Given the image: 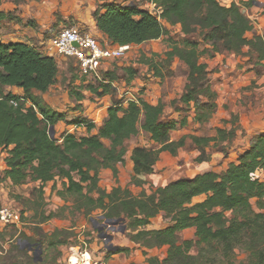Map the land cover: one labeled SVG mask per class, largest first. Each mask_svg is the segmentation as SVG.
Here are the masks:
<instances>
[{"label": "trees", "instance_id": "16d2710c", "mask_svg": "<svg viewBox=\"0 0 264 264\" xmlns=\"http://www.w3.org/2000/svg\"><path fill=\"white\" fill-rule=\"evenodd\" d=\"M10 1L18 5L27 0ZM98 1L92 18L110 44L139 45L165 37L168 42L165 63L169 66L177 59L185 69L182 91L169 102L181 116L178 120L163 121L165 104L161 100L151 104L138 96L125 104L108 106L106 117L97 132L92 133L95 128L92 121L75 117L66 122L64 113L41 104L32 94L33 91L45 93L55 83L58 65L52 56L43 55L26 43L0 42V86L23 90L19 97L0 89V148H5L7 153L1 180L12 186L36 183L37 196L29 208L35 225L55 216L44 208V191L48 182L60 180L61 188L53 185L51 192L60 198L75 195V209L91 222L94 219L90 213L99 209L102 219L122 218L126 226L124 234L134 244L148 249L166 247L163 258L148 256L143 264H264V180L254 177L255 172H264V132L253 135L249 148L224 170L181 177L157 186L149 194L141 190L134 195L127 186L121 187L116 166L124 162L129 141L140 132L147 133L159 147L135 145L130 149L129 184L137 187L147 183L141 176L153 174L160 152L176 156L187 139L199 151L197 162L210 160V148L227 157L228 148L239 134L237 114L223 120L212 136L187 134L170 141L169 133L189 125V116L191 123L201 128L217 110L211 71L201 58L225 53L238 55L247 47L246 54L253 59V65L264 68V33L248 38L246 33L252 30V25L234 3L225 7L217 0H148L160 10V21L149 9L134 3ZM260 1L246 0V5ZM162 21L178 24L182 36L177 40L172 38ZM150 61L146 59V63ZM148 66L156 77L164 78L159 69L150 63ZM68 68L73 70L71 64ZM125 72L129 82L135 70L127 67ZM116 79L114 71L103 72L98 96L106 94L110 82ZM10 100L17 104H11ZM27 100L30 104H26ZM59 122L84 125L87 134L76 136L67 132L60 138H51L48 129ZM104 140L108 141L107 145ZM101 169H109L115 179L116 185L109 192L98 185ZM197 196L203 198L190 205ZM20 212L25 224L24 210ZM161 212L169 217L170 224L161 229H147L151 219ZM188 229L193 230L194 239H180L178 234ZM71 235L69 229L56 228L48 241L55 248L69 245ZM20 238L31 240L23 233ZM193 248L196 253H192ZM237 250L245 257L237 260ZM107 253L127 255L130 249L116 247Z\"/></svg>", "mask_w": 264, "mask_h": 264}, {"label": "rangeland", "instance_id": "374dc122", "mask_svg": "<svg viewBox=\"0 0 264 264\" xmlns=\"http://www.w3.org/2000/svg\"><path fill=\"white\" fill-rule=\"evenodd\" d=\"M108 1H114L120 5L134 3L141 8H146L150 11L152 10L147 6L149 2L148 0ZM261 3L262 5L259 9H253V12H257L252 15H257V19L259 20V23H261V28L263 30L257 29L258 27L255 28V30H252L250 38L254 35L264 33V0H261ZM97 4H100V2L98 0H93V2H91L92 9H90L88 3L83 2V0H58V9L52 14L53 20L57 22L62 21L65 25L73 24L80 21V19L78 20L75 16V13H82L83 16H81V19H85L87 16L91 18L92 12ZM60 11L70 12L71 15L67 20L63 19V15ZM163 25L164 27L166 26L165 23H163ZM170 26L171 27H166L169 34L175 40L179 39L182 36L180 27L176 25ZM190 37L196 38L195 35H190ZM167 49L168 42L165 37H162L161 39L159 38L155 41L142 43L140 46L132 49L126 56L112 61L106 68L108 71H114L117 76V84L114 87L110 84V88L107 90L106 94H103L102 96H98V93L102 91V87L100 86L103 81L102 79L94 81L88 78L80 77L73 72V70L68 68V63H62L60 58H56L58 75L55 83L45 93L33 91L32 94L36 96L37 100L41 104L50 107L52 110H56L57 112H65V115L67 116V119L65 120L66 122H70L75 119L77 110L81 114H85V118L95 124V128L92 130V133H96L103 119L106 117V110L108 106L119 102L125 104L126 98L131 96L138 97L140 95L139 92L146 88L145 84H158L159 87H157L155 96L152 100L159 98V100L165 104L163 118L167 120L173 115L174 110L169 103L170 94L175 92V95H180L185 81L184 66L177 59H174L169 66L165 63L164 52ZM146 59L151 60L149 63L160 70V72L164 75L163 79L159 80V78L155 76L154 70L148 69L149 63H146ZM201 61L207 63L208 69L211 71L213 85L218 86L223 78L217 77L216 75H219L224 71V69H226L227 64L225 63V60H222V62L219 63L216 59L203 56ZM247 63H250L249 65H253V59L251 58L245 65H243L245 68L241 70L239 76L246 77V74H248V77L245 78V80L248 81L250 80L249 76L251 75L264 77L263 67L254 65L252 67H246ZM127 67L135 70V74L132 78V81L134 82L133 84L132 82H130L131 84L127 83L126 81L127 74L125 72V68ZM105 71L106 70L101 71V78H103V72ZM233 74V72H230L228 75ZM141 84L143 85L141 86ZM245 86H248V84L240 85L241 89L238 87L234 93H229L228 95L225 93L223 94V99L226 98L227 101H224V106H222L221 109L226 110L227 112L229 111V116L224 120L230 119L232 113L237 114L238 124L241 127V129H239L240 135L234 139L231 146L228 148L227 157H224L220 152H218V149L210 148L209 152L213 154V160L207 163L204 162L200 165L197 163L193 164L191 160L194 157V152L197 150L190 143L189 139H187L185 146L178 149L176 156L162 155L161 159L158 161L159 163L155 165V171L153 174L141 176L143 179L147 180V183L144 184L142 188L129 184L131 173L128 172L129 169L127 168L126 162H123L119 176L128 180L127 187H129L132 193L138 194L141 190H144L147 194H149L154 191L157 186L165 185L172 178L174 173L182 168H185L184 172L186 176H191L197 171L203 172L214 169H220V171H222L225 163L235 159L236 155L239 154L242 148L246 146L250 134H253L251 131L246 130L242 124V120L247 118L248 104L251 103L254 109L262 114L264 119V90L258 91V86L252 85V89H254L253 93L244 94V91L250 92L248 89L243 90ZM123 87H129V89H125V91L121 93ZM0 89L3 93H8L5 86H0ZM78 95L81 96V99L77 98ZM26 104H30V101L27 100ZM234 106L238 108V111L234 110ZM180 116L181 114L179 113L178 117ZM215 120L217 119L214 118L211 125L207 124L201 128L192 124V128L189 127V132L187 134H214L216 128L215 125H217L215 124ZM222 121L223 119L219 120L218 125H222ZM66 122H59L56 126H54L55 137L60 138L63 132L71 127V125ZM83 127L85 126H76L74 129L76 135L81 136L85 134V131L81 129L78 130V128ZM172 135H177V132H173ZM104 143L107 145L108 141L104 140ZM135 145L145 146L147 148H157L158 146L153 143L149 139L148 134L144 132H140L136 137L129 141V150ZM197 167L198 170L194 169ZM254 177L262 181L264 180V172L259 170L254 173ZM108 180L111 182L113 181L112 178L110 180V177L101 176L99 181L101 188H106V185L104 184H106ZM35 186L36 185L31 182L21 186H12L9 182L2 181L0 177V192L3 191L6 195L8 203H12L20 210H24L25 222V224L23 223L19 229L6 228L0 230V234H2V236H0V264H10L12 262H15L16 264H27L28 262L32 264H95L97 262H102L103 264H142L148 256H159L160 258L165 256V246L161 248L154 247L148 249L140 247L138 244L132 245L133 250L127 255L108 254L107 247L110 243L112 246H118V244L125 243L126 237L124 236V233L126 229L123 233H120L117 230L112 231L107 229L104 222L100 219V216L102 215L99 209H95L90 213L89 216L96 220V222H91L89 217H85L81 212L75 209V195H66L65 198H60L56 194H52L51 187L49 186L45 187L44 191V208L47 212H53L55 216L41 225L33 224L31 222L32 211L29 208L32 206V200H34L37 196ZM17 196H21L22 199L18 200V198H16ZM202 198L203 196L194 198L190 205L199 202ZM251 202L255 205L254 200H251ZM228 215L230 216L229 213ZM169 224V217L161 212L151 219L150 224L146 228L161 229ZM56 228L71 230L72 235L69 245H63L55 248L49 244L48 236ZM22 233L31 239L26 241L34 244L31 250L28 249L27 244L24 242L25 239L21 241L20 237ZM102 234L112 235L111 242H108L106 241V238L101 237L100 235ZM178 236L180 239H194L192 229L183 230L178 234ZM37 246L40 251L34 250ZM70 247L76 249L74 251H70ZM85 253H87L88 256H85ZM192 253H196L195 248L192 249ZM237 254V260L245 257L244 253L241 251L237 250ZM70 258L73 263L70 262Z\"/></svg>", "mask_w": 264, "mask_h": 264}, {"label": "crops", "instance_id": "0c3cea01", "mask_svg": "<svg viewBox=\"0 0 264 264\" xmlns=\"http://www.w3.org/2000/svg\"><path fill=\"white\" fill-rule=\"evenodd\" d=\"M83 2L88 3V6H90V9H92L91 2H93V0H83ZM57 9H58V0H40L39 2L27 0L26 2L18 4V5L12 3L10 0H2L0 2V42H2V43H11V42L26 43V44H29L30 46L34 47L37 51L40 52L44 42L46 41V39L49 38L50 36H52L54 33H56L61 27L66 26L64 24V22H62V21L57 22V21L53 20L52 14L55 11H57ZM60 13L63 15V19H66V20L71 15L70 12H65V11L64 12L60 11ZM68 13H70V14H68ZM75 16L77 17L78 20L80 19V21L73 23L74 25L80 26L83 29L89 31L95 37L100 38L104 41H107L105 35L101 31L98 30V28L95 24V21L92 17L89 18L87 16L85 19H81V16H83L82 13H80V14L75 13ZM164 23L166 25L165 28L171 27L168 23H166V22H164ZM68 25H70V24H68ZM176 26H179V25L176 24ZM250 34H252V31L247 32L246 36L248 38H250ZM152 41H155V40H152ZM147 42H149V41H147ZM140 45L141 44L135 45V47L140 46ZM242 52H243L242 54H238V55L231 54V53L230 54L225 53V54H217L214 57H212L213 59H216V61L219 63H221L222 60H225V63L227 64L228 68L226 66V69H224L223 72H221L219 75H216L217 77H222L223 79L218 86L213 85V88L217 93V97H216L217 111L213 115V117L210 119V121H209L210 123H208L209 125H211L212 121H214V118H215V119H217V120H215V124H217L215 126L218 127V126H220V125H218L219 120H221V119L224 120V119H226V117L229 116V111L227 112L226 110L221 109L222 106H224L223 103H225L227 101L226 98L223 99L224 93L227 95L229 93H234L238 87L241 89L240 85H245V84H248V86H245L243 88V90L248 89V90H250V92L244 91L243 92L244 94L245 93L246 94L247 93L248 94L253 93L254 89H252V85L258 86V88H257L258 91L264 90V77H257V76L251 75V76H249L250 80L248 81V80H245V78L248 77V74H246V77L239 76V73L241 72V70H243L245 68L243 65H245L246 62H248L250 60V57L246 54L247 47H243ZM231 59H232V61H231ZM249 64L250 63H247L246 67H252L253 66V65H249ZM230 72H233L234 74L228 75ZM130 82H132V84L134 83L132 81V79L127 83H130ZM110 84L113 85V87H114L117 84L116 80L111 81ZM142 85L143 84H141V86ZM145 85H146V88H144V90H141L139 92L140 93L139 97H142L143 99H145L147 102H149L151 104H156L158 102L159 98L153 99V100H152V98L155 96L156 89H157V87H159V85L158 84L151 85L150 83L145 84ZM5 87L8 90L7 92H10L13 95H17L19 97L20 96L22 97L23 90L21 88L15 87V86H5ZM125 89H129V87H127V88L123 87L121 90V93L124 92ZM176 97L178 98L179 95H175V92H174V93L170 94L169 100L171 101L172 99H175ZM148 99H150V100H148ZM234 107H235L234 110L238 111V108L236 106H234ZM58 112H60V111H58ZM61 113L65 114V112H61ZM178 115H179V113L176 112L175 110H173V115L169 119H167V120H165L164 118H162V119H163V121L178 120L179 119ZM75 117H86V116H85V114H81L77 110V114ZM246 117L247 118H244L242 120L243 127L246 130L251 131L253 134H250L249 139L247 140L246 146L244 145L245 147L242 148L240 153L244 152L245 150H247L249 148V140L253 135L264 132L263 116L256 109H254V107H253V105H251V103L248 104V110H247V116ZM65 119H67L66 115H65ZM67 121H69V120H67ZM188 121L190 122L189 125H187L185 127H178L176 130H173L169 133V140L170 141L171 140H178L180 137H182L183 135H186L189 132L188 129H189V127L192 128L191 125L193 124V123H191L192 117H188ZM75 128H76L75 125H71V127H69L68 130L64 131L63 134H65L67 132H71V133H74L76 135V133L74 132ZM79 129L85 131V134H83V135L87 134L85 127L78 128V130ZM240 129H241V127H240ZM173 132H177V135L173 136L172 135ZM212 135H214V134H210L207 136H212ZM238 135H240V134H238ZM76 136H78V135H76ZM158 147H159V145L157 146V148ZM197 151L194 152V157L191 160V162L193 164L197 163L200 165L204 162L207 163V162L213 160V154H212L210 160L202 161L200 163L196 162L195 159L197 157V153L199 154V151L198 152ZM130 154H131V150H128L126 152V154L124 155V162H126L127 168L129 169L128 172L132 173V161L130 160ZM162 155L172 156L170 153H168L166 151L160 152L159 158L156 161L155 165H157L159 163L158 161H159V159H161ZM237 156H238V154L236 155L235 159L230 160V162L236 161ZM228 163H225L224 169L227 167ZM155 165H154V171H155ZM116 166L118 169V184L121 187H125L128 184V182H127L128 180L119 176L120 170L122 168V163H118ZM198 167L194 168V169L198 170ZM207 171L219 172L220 169L219 170H216V169L207 170ZM203 172H206V171H203ZM203 172L197 171L194 174H192L191 176H187V177H193L194 175H196L198 173H203ZM101 176L110 177V180H111V178L113 179L112 182L108 180L107 183L104 184V185H106V188L102 187V189H104L106 192H109L112 189V187H114L116 185V182H115V179L113 178L112 172L109 169H101L99 172V181H100ZM129 180H130V178H129ZM31 183H33V182H31ZM34 184L36 185V183H34ZM53 185H55L58 189H60L61 188V181L56 180V181L48 182L46 184V187H48V186L52 187ZM98 185L101 188L100 183H98ZM128 189H129V187H128ZM52 194L54 195V193H52ZM197 197H199V196H197ZM197 197H194V198H197ZM101 218L102 217L100 216V219ZM132 245H134V243L131 242L130 240H128L126 237L125 243L124 244H118V246H116V247L128 248V249H130V253H131L133 250ZM116 254H124V253H116Z\"/></svg>", "mask_w": 264, "mask_h": 264}, {"label": "built area", "instance_id": "2783aa9c", "mask_svg": "<svg viewBox=\"0 0 264 264\" xmlns=\"http://www.w3.org/2000/svg\"><path fill=\"white\" fill-rule=\"evenodd\" d=\"M217 2L220 6L225 7L234 3L239 7L240 11L249 18L252 30H255L257 27L259 30L262 29L257 15H252L257 12H253V9H259L261 7V1L251 6L246 5V0H217ZM147 6L152 9L151 12L161 21L160 10L155 4L148 2ZM134 47L135 45L133 44H110L107 41L95 37L82 27L70 24L61 27L56 33L50 36L44 42L40 53L46 56H52L55 60L56 58H60L62 63L71 64L74 72L78 76L97 81L102 79V70H107L106 67H108L112 61L126 56ZM136 99L137 97L131 96L126 98L125 102ZM10 103L13 105L17 104L14 100H10ZM6 154V149L0 148V177L6 167ZM101 220L104 222L105 227L110 229V226L105 222L106 219L101 218ZM21 225H23V223L20 209L12 203H8L6 195L3 191L0 192V230L12 226L19 229ZM75 249L76 248L72 247L69 248L70 251H74ZM70 262H72L71 258ZM95 264L103 263L97 262Z\"/></svg>", "mask_w": 264, "mask_h": 264}, {"label": "water", "instance_id": "95a60500", "mask_svg": "<svg viewBox=\"0 0 264 264\" xmlns=\"http://www.w3.org/2000/svg\"><path fill=\"white\" fill-rule=\"evenodd\" d=\"M259 2H255L254 4H258ZM48 133L50 135L51 138L54 137V126H50L49 129H48ZM184 169L185 168H182L180 170H178L176 173H174V175L172 176V178L167 182H172V181H175V180H178L179 178L181 177H185V172H184ZM96 222V220H94ZM93 221V222H94ZM105 222L110 226V230L112 231H119L120 233H123L126 229L124 223H123V220L122 218H118V219H106ZM101 237H104L106 238L108 242H111L112 240V235H100ZM27 246H28V249L31 250V248H33L34 244L28 242V241H24ZM116 249V246H112V244L110 243L107 247V250H114ZM35 251H40L39 247H35L34 248Z\"/></svg>", "mask_w": 264, "mask_h": 264}, {"label": "bare ground", "instance_id": "6f19581e", "mask_svg": "<svg viewBox=\"0 0 264 264\" xmlns=\"http://www.w3.org/2000/svg\"><path fill=\"white\" fill-rule=\"evenodd\" d=\"M85 256H88V254L86 253V255ZM83 257V256H82Z\"/></svg>", "mask_w": 264, "mask_h": 264}]
</instances>
